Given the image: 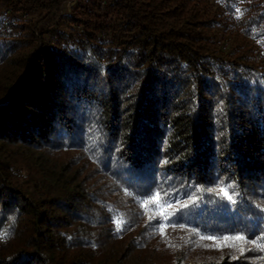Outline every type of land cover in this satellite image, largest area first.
<instances>
[{
    "label": "trees",
    "instance_id": "1",
    "mask_svg": "<svg viewBox=\"0 0 264 264\" xmlns=\"http://www.w3.org/2000/svg\"><path fill=\"white\" fill-rule=\"evenodd\" d=\"M261 183L264 0H0V264H264Z\"/></svg>",
    "mask_w": 264,
    "mask_h": 264
},
{
    "label": "snow or ice",
    "instance_id": "2",
    "mask_svg": "<svg viewBox=\"0 0 264 264\" xmlns=\"http://www.w3.org/2000/svg\"><path fill=\"white\" fill-rule=\"evenodd\" d=\"M237 13H239V15H242L243 13L241 12V10L239 8L236 9ZM239 18V16L237 17ZM229 189H234V185H227L225 187H221L219 189V192L227 199L231 200L232 197L229 195ZM209 191H216V189H209ZM129 194V193H126ZM155 202L159 203L160 202V196L159 193L156 194L155 196ZM164 203H167V201H165ZM144 208H147L148 206V201H144L143 204L141 205ZM186 206V205H185ZM119 224V221H118ZM183 227V226H181ZM119 227L117 228V231H119ZM163 231V229H161V232ZM10 235V233L4 232V233H0V240H6L8 238V236ZM204 237H201V239H203ZM208 239H215V237H207ZM244 239V237L242 236H235L232 238V240L234 241H242ZM224 241L225 243L222 245L219 242H217V244L215 245L216 247H222V246H227V247H235L236 245L233 243H228L229 241V237H224ZM257 247H260L261 249H264V244H257ZM243 247L241 245L240 247V251L243 252Z\"/></svg>",
    "mask_w": 264,
    "mask_h": 264
},
{
    "label": "rangeland",
    "instance_id": "3",
    "mask_svg": "<svg viewBox=\"0 0 264 264\" xmlns=\"http://www.w3.org/2000/svg\"><path fill=\"white\" fill-rule=\"evenodd\" d=\"M29 17L35 18V15H30ZM252 201L255 203V205H258L261 209H264V183H261V185L255 187Z\"/></svg>",
    "mask_w": 264,
    "mask_h": 264
}]
</instances>
